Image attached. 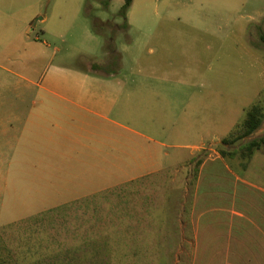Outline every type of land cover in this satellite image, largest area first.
Returning <instances> with one entry per match:
<instances>
[{
    "label": "rangeland",
    "instance_id": "obj_1",
    "mask_svg": "<svg viewBox=\"0 0 264 264\" xmlns=\"http://www.w3.org/2000/svg\"><path fill=\"white\" fill-rule=\"evenodd\" d=\"M123 2L0 0V58L12 61L0 64L13 71L0 69V264H264V146L240 154L264 135V118L222 143L250 106L264 112V0H133L126 28ZM112 58L128 96L117 120L164 143V173L125 174L139 151L127 133L108 141L106 159L21 158L4 122L9 103L20 115L30 102L18 95L26 79L90 59L106 72ZM195 189L210 193L198 219L211 240L193 223Z\"/></svg>",
    "mask_w": 264,
    "mask_h": 264
},
{
    "label": "crops",
    "instance_id": "obj_2",
    "mask_svg": "<svg viewBox=\"0 0 264 264\" xmlns=\"http://www.w3.org/2000/svg\"><path fill=\"white\" fill-rule=\"evenodd\" d=\"M128 10L126 21L129 25L131 12ZM45 18L43 16L40 20H45ZM47 31L48 29L44 28L41 33L44 35ZM57 35L60 36L61 34L58 33ZM35 40L38 41L39 37H35ZM3 61L12 62L10 56L0 58V63ZM25 61L32 60L25 58ZM119 61L120 58H112L106 72L102 70L104 64L94 59L87 61L86 65L81 68L50 63L35 79L27 78L26 85L18 95H25L29 91L32 95L30 102L25 104L20 115L14 112L12 103H9V113L5 115L6 121L4 122V125L8 127L5 130L6 137H8V141L11 140L12 143H15V149L19 152L21 158L106 159L109 156L108 141L124 138L127 133L128 136L136 137L135 142L137 151H139L133 156L132 169L128 173L125 171V174H135L138 179L163 174L165 170L158 160L156 144L164 146V143L155 141L150 135L117 120L119 116L122 118L124 115V107L126 101H128V96L125 97L126 84L118 67ZM0 69L13 73L12 70L1 64ZM2 76L3 74L0 72V78ZM131 101H134L132 95ZM17 107L18 105H16ZM9 130L12 132L11 136ZM144 140L148 143L143 142ZM193 148L197 153L201 147L193 146ZM163 156H167V154L163 152ZM202 166L203 163L199 175ZM199 175L196 189L201 182ZM236 180L241 179L236 177ZM241 183L246 185L247 181L241 180ZM222 186L227 187L225 184ZM205 187L211 188L212 186L207 185ZM196 189L192 209L193 223L198 238L211 240V238H207L208 232L205 238L206 231H199L201 206L205 198H208L206 195L210 196V193L205 191L206 193L199 198ZM83 196L85 197V195L73 197L71 199L72 203L47 206L53 208L77 206L78 201ZM56 217L60 221V218ZM41 221L48 222L50 220L42 218ZM256 232L264 233V230L259 228ZM88 240H85L83 245L90 248ZM59 244L60 242L57 241L58 246ZM212 244L210 242L206 246L214 247L215 245ZM69 254H72V252H69L68 256H70ZM68 261L73 262L70 258H68Z\"/></svg>",
    "mask_w": 264,
    "mask_h": 264
},
{
    "label": "trees",
    "instance_id": "obj_3",
    "mask_svg": "<svg viewBox=\"0 0 264 264\" xmlns=\"http://www.w3.org/2000/svg\"><path fill=\"white\" fill-rule=\"evenodd\" d=\"M131 4V0H124L122 6L118 10V15L123 18L122 27H128L126 21V13ZM106 25L100 22L94 23V32L97 34H101L102 29ZM263 38V37H262ZM264 118L263 108L258 104H253L250 106L245 113V117L242 122L238 125L237 130L231 133L229 136L222 139L223 144H231L240 140L244 137L251 135L259 126L261 125ZM264 146V135L254 138L247 143L243 144L240 148L241 157H246L248 159L251 158V155L254 150L260 149ZM221 154H225L224 151L221 150ZM201 159H196V166L201 164Z\"/></svg>",
    "mask_w": 264,
    "mask_h": 264
},
{
    "label": "water",
    "instance_id": "obj_4",
    "mask_svg": "<svg viewBox=\"0 0 264 264\" xmlns=\"http://www.w3.org/2000/svg\"><path fill=\"white\" fill-rule=\"evenodd\" d=\"M39 19H41V17H39Z\"/></svg>",
    "mask_w": 264,
    "mask_h": 264
}]
</instances>
